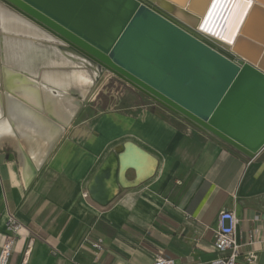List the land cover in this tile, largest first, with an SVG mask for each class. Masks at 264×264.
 <instances>
[{
	"label": "crops",
	"instance_id": "crops-1",
	"mask_svg": "<svg viewBox=\"0 0 264 264\" xmlns=\"http://www.w3.org/2000/svg\"><path fill=\"white\" fill-rule=\"evenodd\" d=\"M27 43L18 46L27 48L34 71L70 75L83 68L48 43ZM74 78L76 85L64 88L81 94L79 85L89 78ZM33 88L54 105L51 113L59 121L67 117L66 96ZM89 101L95 110L88 113L84 105L65 126L56 122L61 134L32 179L21 150L39 159L45 141L13 128L0 135V246L8 218L21 225L9 264L23 258L28 264H144L158 251L177 264H208L223 209L238 217L239 257L252 254L264 264V147L247 157L111 73ZM45 126L46 134L56 131ZM126 141L151 156L142 161L151 175L139 179L128 169L127 186L101 206L89 197L88 184L106 155ZM87 236L101 238L103 249L96 253Z\"/></svg>",
	"mask_w": 264,
	"mask_h": 264
},
{
	"label": "water",
	"instance_id": "water-1",
	"mask_svg": "<svg viewBox=\"0 0 264 264\" xmlns=\"http://www.w3.org/2000/svg\"><path fill=\"white\" fill-rule=\"evenodd\" d=\"M229 4L242 11L240 24L232 25L236 31L232 40L215 20ZM0 14L10 21L5 23L0 16V111L5 113L0 122H8L20 133L8 112L9 105H15L56 129L44 134L46 147L39 159L21 150L31 179L37 174L38 161L59 138L61 126L86 105L108 73L247 157L253 158L264 147V35L252 32L258 17L264 26V0H0ZM9 39H34L54 46L88 69L93 83L79 94L48 84L41 69L13 66L5 46ZM34 86L66 96L69 112L63 121L51 113L54 105L42 95L36 103L26 99L24 91ZM28 129L37 138L41 135ZM150 158L131 141L116 146L90 180L89 197L107 205L117 189L127 186L128 169L139 179L151 175L152 169L145 171L142 162Z\"/></svg>",
	"mask_w": 264,
	"mask_h": 264
},
{
	"label": "built area",
	"instance_id": "built-area-1",
	"mask_svg": "<svg viewBox=\"0 0 264 264\" xmlns=\"http://www.w3.org/2000/svg\"><path fill=\"white\" fill-rule=\"evenodd\" d=\"M84 195L86 196L87 194L85 193ZM237 223L238 217L234 211L223 209L218 213L217 226L214 229L211 245L213 252L216 254L208 264H257L255 255L250 254L242 259L239 257L235 237V226ZM5 227L7 232L0 246V264H9L15 237L21 225L10 216ZM84 240L96 253L103 249V241L101 238H90L87 236ZM20 264H28V259L23 258ZM144 264H177V262L173 257L158 251L150 261Z\"/></svg>",
	"mask_w": 264,
	"mask_h": 264
},
{
	"label": "bare ground",
	"instance_id": "bare-ground-1",
	"mask_svg": "<svg viewBox=\"0 0 264 264\" xmlns=\"http://www.w3.org/2000/svg\"><path fill=\"white\" fill-rule=\"evenodd\" d=\"M1 16V19L3 22L7 23V22H10L8 20V18L4 15V14H0ZM29 41V40H27ZM26 42H20V41H16V40H11L9 39L6 43H5V46H6V49H7V52H8V60L10 61V63H12L13 66H18V67H22V68H27L29 70H35V67L33 68H30L29 67V64H28V59H27V53H26V50H22V46H18V44H28ZM12 43V44H11ZM17 45H15V44ZM38 66V64H37ZM89 75V74H88ZM47 77H53V78H57V79H48ZM75 73H72L70 75L68 74H53V73H46L45 74V80L50 82V83H53L59 87H66L70 84H74L76 85V82H72V79L74 80L75 78ZM91 77V76H90ZM59 79H62L63 80V83L61 82V80ZM93 83L92 81V77H91V81L89 80H86L85 83H82L81 85H79V87H82L84 89L88 88L91 84ZM98 88L92 92L89 96H90V99H92V97L96 94ZM23 95L26 97L27 100H29L30 102L32 103H36V100L38 98V95H37V92H34L33 89H30L28 88L26 91H24ZM47 101V100H46ZM63 102V101H62ZM59 103V102H58ZM64 103V102H63ZM63 103H60L61 105ZM59 107H61L59 105ZM64 107V106H63ZM63 107H61L63 109ZM56 108V107H55ZM65 108V107H64ZM67 109V108H66ZM8 112L9 114L11 115V117L14 119V121L16 122V127L17 129L20 131L21 134L23 135H31V133H29V128H34L35 130V133L38 134L39 132V138L36 137V140H39L41 143H44L45 141V135L46 133H48V130L46 128V126L42 125L41 123L37 122L36 119H32L28 113H26L25 110H23L22 108H18L16 107L15 105H9L8 107ZM55 112V111H54ZM58 112V111H57ZM66 112V111H65ZM0 114H1V111H0ZM59 115V114H58ZM67 115V114H65ZM64 115V116H65ZM60 117V116H59ZM63 119V118H62ZM1 120V118H0ZM7 123V124H6ZM51 131V130H50ZM49 131V133H50ZM7 132H11V127L9 126L8 122H0V135L2 133L6 134ZM43 133V134H42ZM12 134V133H11ZM48 135V134H46ZM10 136V135H9ZM4 137V136H3ZM1 138V137H0ZM30 138V137H29ZM7 139V138H5ZM26 139V138H25ZM8 140V139H7ZM10 140V139H9ZM27 140V139H26ZM29 140V139H28ZM12 141V140H11ZM22 141H25L23 140L22 138ZM35 141V140H34ZM14 142V141H13ZM22 143V142H20ZM25 143V142H24ZM16 144V143H15ZM14 144V145H15ZM31 144V143H30ZM17 145V144H16ZM21 145V144H20ZM27 145V143L25 144ZM29 146V145H28ZM34 146V145H33ZM29 148V147H28ZM27 148V149H28ZM21 149H22V146H21ZM32 149V148H31ZM25 151H26V148H25ZM33 151V150H32ZM33 154V152H32Z\"/></svg>",
	"mask_w": 264,
	"mask_h": 264
},
{
	"label": "rangeland",
	"instance_id": "rangeland-1",
	"mask_svg": "<svg viewBox=\"0 0 264 264\" xmlns=\"http://www.w3.org/2000/svg\"><path fill=\"white\" fill-rule=\"evenodd\" d=\"M236 9H237L236 6H234L233 4H229L228 6H226L225 11L222 14H220L219 16H217V15L215 16V20L217 21L218 25H220V27H221L223 32L227 31L226 32L227 33V37L231 36V40L233 39V37H234V35L236 33V31L234 32L232 25L234 24V22H235V24L236 23L240 24V21H239L240 20L239 19L240 16H241V20H242V15H241L242 11L240 12V11H238ZM262 20H263L262 17H260V18L258 17L257 20L255 21V23L257 22L258 26H256V27L253 26V30H252V32L258 34L259 36H263L264 35V26L261 27V21ZM206 30H208V29H206ZM218 36L222 37L225 40H229L226 36L225 37H223L221 35H218ZM244 45L247 46V47L251 46L248 42H245ZM259 54H260V52H259ZM259 54L257 53V59L260 56ZM73 71H74V73L77 76L78 75L80 76L81 74H85V76H87L89 78V81H91V77H90L91 73H90V71L88 69H86V68L74 69ZM85 92H86L85 89H80V93L81 94H84ZM105 104L106 103L104 102L103 105L105 106ZM92 105H93L92 101H89V102L86 103V106L84 108H85L86 111H88V113H89V111L95 110L94 108L91 107ZM98 108H100V107H98Z\"/></svg>",
	"mask_w": 264,
	"mask_h": 264
}]
</instances>
